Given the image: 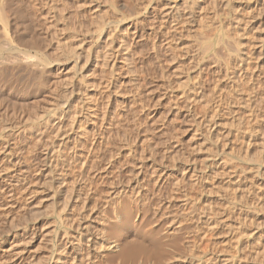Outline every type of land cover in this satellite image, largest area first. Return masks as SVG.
Listing matches in <instances>:
<instances>
[{"label": "rangeland", "instance_id": "1", "mask_svg": "<svg viewBox=\"0 0 264 264\" xmlns=\"http://www.w3.org/2000/svg\"><path fill=\"white\" fill-rule=\"evenodd\" d=\"M9 1L24 10L13 20L14 30L27 42L35 38L49 46L50 84L75 76L74 82L87 86L73 84L78 98L72 109L83 102L77 116L83 126L78 123L68 133L69 142L55 139L29 148L22 142L15 151L23 162L27 201L19 194L25 209L13 211L7 222L0 217V264H71L78 236H102L107 215L116 207H128L129 213L136 198L144 223L163 238L162 252L148 263L125 264H240L241 257L248 264H264V146L255 136L256 131L264 134V0H119L116 8L114 0ZM100 30L108 32L115 47L114 71L104 66L105 40L95 37ZM81 38L95 43L86 48L93 49L89 57L83 54L78 61L53 45L61 39L79 56ZM122 40L130 43L129 54L121 49ZM234 41L244 46L237 49ZM243 52L250 54L248 63L243 59L253 71L245 62L240 69L235 66V54ZM244 66L251 70L248 79L238 75ZM16 72L11 88L0 89V102L5 101L0 129L9 123L19 127L21 115L30 118L53 94L52 89L35 93L29 76ZM103 83L111 85V92L103 91ZM199 90V102L189 112L183 100ZM250 109L257 113L255 123H249ZM245 131L254 134L252 140ZM247 141H253L251 148ZM152 163L166 173L161 183L152 178ZM186 167L193 171L175 186ZM121 187L128 188L124 196ZM14 243L24 255L21 263L10 254ZM80 258L78 264L84 262ZM94 264L122 262L111 257Z\"/></svg>", "mask_w": 264, "mask_h": 264}, {"label": "bare ground", "instance_id": "2", "mask_svg": "<svg viewBox=\"0 0 264 264\" xmlns=\"http://www.w3.org/2000/svg\"><path fill=\"white\" fill-rule=\"evenodd\" d=\"M119 3H120L119 0L111 1V7L112 8L119 7ZM23 12H24V10H23V7H22L21 4L14 5V3L12 1L0 0V29H1L0 30L1 31V35H0V89L2 91H5V90L8 91L11 88V84H13L14 80L16 79L14 77H16L17 73H18V72H16V74H14V72L23 70L25 72V74H22V75H24V76L28 75L29 78L33 81V84H35V89L33 88V91L35 93L40 95L42 93H45V91H49L50 89H52L53 91L50 90V92L52 91L53 94L51 96L48 94V97H47L48 99L47 98H46L47 100L45 99L46 102L44 104H42L43 106L41 108L39 107L40 109L36 110L34 112V114L30 118L26 119L23 115H21L19 117L21 127H20V125L18 127V125L14 126L13 124L9 123V124H6V125L4 124V126H2V128L0 129V217L5 215V217H6L5 220L7 218L9 219V217H11L10 214L13 211H15V210L17 211L18 208L21 209V206H19V202L22 199H20L19 194H24L23 197H24V199H26V197H27L26 193L28 191V189H26L25 186H24V184L26 183V178L23 177V175H22V172L24 173L25 171H22L19 168V164H21L22 160L20 161L19 157L16 156L17 155V154H15L16 149H18V147L21 145L22 142L26 143V144H22V146L25 145L26 148H29L30 145L34 144V143H37V144L44 143L45 144V141L46 142L47 141L48 142L49 141L54 142L55 139H68V142H69L68 133L74 131L75 128H76V125L78 123H79L78 125H80L81 127L83 126L82 123L80 124L81 121L77 117L78 115L82 114L81 109H83V106H81V104L83 102L80 100L82 103L81 104L79 103L80 105L78 104L79 109H78V107L75 108V109L74 108L72 109V106L74 105V103L72 104V101H73V99L75 100V98L77 97L74 94L75 91H74V85L73 84H83V83H81L79 81L80 79L78 80V82H74L73 80H75V79H73V78L75 76H73L70 79L66 78V79L60 80V81L58 79H57L58 81L55 79L57 81V83H61V84H57L56 83V85L54 86V84H55L54 81L55 80L54 81L52 80L54 84L53 83L50 84L51 83V77H52L51 76L52 66H51V63H50L49 55L47 54V51L49 50L48 49L49 48L48 44H46L45 42H43V41H41L39 39H35V38H32V39H30L27 42L24 34L18 33L13 28V26H14L13 20H16L17 17H18V19L22 18L23 15L22 16H19V15H21ZM129 12H132V11L129 10ZM129 12H127V13H129ZM124 14H126V13L124 12ZM124 17H125V15H124ZM239 22L242 23V21H238L237 23H239ZM237 26H240V23H239V25L237 24ZM102 28L104 29L105 27H102ZM104 30H106V29H104ZM104 30H102V31L100 30L101 33L98 36H95L94 35L95 33L94 34L92 33V34H93V36H95L97 38L96 42H99V43L102 42L103 43V41L105 40L104 44H105V48L106 49H105V52L103 54L104 58L102 60L104 62V66H107L108 69H110L111 71H114V67H116V60H115L116 58H115V56H113L114 52H115L114 51L115 47L113 46V42L112 41H108L109 40L108 37H107L108 36V32H105ZM243 31H245V30H243ZM110 33H109V35H110ZM238 34L239 33H237V35ZM87 35L89 36V34H87ZM96 35H97V33H96ZM224 35H227V33L224 34ZM237 35L235 34V36H237ZM93 36H90V37L93 38ZM228 37H230V36H228ZM233 37H234V35L232 36V39L235 40ZM236 38L238 39V37H236ZM126 39H127V37H126ZM228 39L230 40V38H228ZM170 40L173 41V38L170 39ZM227 41H226V43H227ZM80 42H81V49H79L80 50L79 56H77L78 52H76L72 47L62 43L61 39H57L56 42L53 45H54V48L56 47V49L58 51H60L63 56H65V55L66 56L67 55L68 56H73V57H76V59L78 61V58L81 59L83 54L84 55L87 54L88 56L87 55L86 56L89 57L88 51L90 50V48L92 49V47L88 48V51H87L86 48H87L88 45L92 46V44H93V46H94V43H95L93 41H90V42H93L91 44L87 43L88 40H86V38H81ZM228 42H230V41H228ZM121 43H122V45L120 46L121 49H122V47H124L125 52H127L129 54V52L127 50L129 49L128 48V46H129L128 44H130V43L129 42L125 43V40H122ZM224 43H225V41H224ZM239 43L237 41V44H238L237 45V44H235V41H234V45H236V46H234V45H232V46H234L236 48H237V46H240V47H241V45L244 46L243 44L240 45ZM223 45H225V44H223ZM223 45L221 44V47L219 49H222ZM227 46L228 45H226V47ZM255 46L256 45H254V47ZM170 47H172V46H170ZM251 47H253V45ZM261 48H262V46H261ZM261 48H259L258 50H260ZM226 51H228V50L226 49ZM261 51H262V49H261ZM125 52H124V54H125ZM131 52L133 53V51H130V55H131ZM231 54L232 53H231V50H230V55ZM248 55H250V54L248 53ZM248 55L246 56L244 52H243V54L240 53L239 55L235 54V56H238V57H235V60H234V62L236 64L235 66L239 67V69H240V66H242V64L244 62L246 63V61L250 57V56L248 57ZM243 58H245L246 61ZM126 60H127V58H126ZM231 60H233V59H231ZM247 63H248V61H247ZM247 63H246V65H247V68H248L249 65H251V64L248 65ZM249 63H251L250 59H249ZM231 64H232V62H231ZM235 66H233V67H235ZM247 68L245 67L244 71L241 70L240 74H238V75L241 76L242 78L243 77L246 78L248 76V71H251V70L253 71V69L251 67H249V68H251V70H248ZM239 69H238V71H239ZM235 71H237V70H235ZM254 75L256 76V74H254ZM241 77H240V79L242 80ZM238 78L239 77H237V79ZM248 78L249 77H247V79ZM86 84H83V85H86ZM52 85L54 86V88L51 87ZM110 87H111V85L109 83L106 84L105 85L106 89H103V91L104 90L108 91L110 89ZM194 90L197 91L196 88ZM192 93H194V92H192ZM186 94L188 96V93H186ZM84 97H85V95H84ZM84 97L83 98L81 97L82 100L84 99ZM200 97H201V91L200 90H199L198 93L195 92L192 96L186 97L187 100H183L185 102L187 101L186 102L187 103L186 107L188 109L187 108L186 109L187 110L191 109V112L194 111L193 106L196 105L199 102V98ZM204 99H205V97H204ZM83 101H85V100H83ZM252 101H254V100H252ZM4 104H5V101L0 102V106H3ZM74 107H76V106H74ZM251 110L252 109H250V111H248L250 113L249 117H248L249 118V123H250V119H252L251 122L254 121V118H255L254 117V113L257 114L256 112H253L254 109L252 111ZM189 112H190V110H189ZM189 112H188V115L190 114ZM192 113H194V112H192ZM252 117H254V118H252ZM77 118H78V120H77ZM255 121H256V119H255ZM255 121H254V123H255ZM216 123L217 122H215V124ZM244 127H246V126H244ZM77 130H79L78 127H77L76 131ZM259 131H260V129H259ZM246 132L247 131H245V133ZM248 133H249V131L247 132V134ZM72 134L73 133H71V135ZM79 135H81V134H79ZM228 135H229V131H228L227 136ZM249 135H250V133H249ZM253 135H250L248 140L249 139L252 140L253 137H254ZM255 136H256V138L257 137L261 138V143H260V141H259V143H260V145L264 146V134L260 135L256 131ZM76 137H77V135H76ZM254 141L256 142V140H254ZM251 142H253V141H251ZM251 142L250 143L248 142L249 144L247 143V147L248 148L250 146H252ZM65 143H67V141ZM64 145H65L64 147H67L66 144H64ZM258 145L259 144H257V146ZM253 146H256V145L254 144ZM261 148L259 149V151L261 150ZM263 150H262V152L260 151V153H263ZM89 151H91V150H89ZM62 152H63V150H62ZM57 153H59V152H57ZM87 154H89V153H87ZM45 155H46V157H49L50 152L47 151ZM129 155H131V153H129ZM259 155H263V154H259ZM66 158H67V156H66ZM261 158H263V157L261 156ZM261 158H258V159H261ZM57 161L60 162L59 160H57ZM62 161H64V159ZM223 163L225 164V162H223ZM85 164L86 163L84 162L82 166H84ZM151 167L153 169L152 170V178L155 179L154 182L161 183L163 181V178L165 177L166 173L164 172L163 169H161V167H158L157 165H155V163H152ZM225 167H226V165H225ZM188 168L189 167H186L185 170L182 172V174L180 176H178V177L176 176V178L174 180V182H175L174 185L175 186H177V187L181 186V184L184 183V181L188 178L189 174L193 171L190 168L188 170ZM138 169H139V172L137 173V175L135 174L136 177L137 176L139 177L140 173L142 172L141 171V166H139ZM228 169H230V168H228ZM236 169H237V167L236 168L232 167L233 171L236 170ZM243 171H239V172H241V174H242ZM233 174H236V172L235 173L233 172ZM150 175H151V173H150ZM236 175H238V174H236ZM190 176L193 177V175H190ZM138 177L136 178V186H137L136 190H138L137 194L139 195L140 194V188H141V186H139V183L141 184L142 181L139 182ZM238 177H239V175H238ZM193 179H195V178H193ZM196 181H198V180H196ZM123 187H121V188L123 189ZM125 189H123V190L120 189L119 190L120 191L119 194L120 195L122 194L124 196ZM127 189H126V191H127ZM117 191H118V189H117ZM133 193H134V191H133ZM138 195H135V196H138ZM142 197H144V196H142ZM117 198L120 199L121 197L118 196ZM123 198H125V197H123ZM6 199H7V201H5ZM263 199H261V200H263ZM3 200L6 203L3 204V202H4ZM122 200L123 199H121V201ZM127 200H128V198H127ZM138 200L139 199L136 198L134 200V202H131L132 205H129V207L131 208V210H130L131 214H130V212L129 213L125 212V210L128 209V207L126 209L122 208V207H116V209H114L112 215L111 214L107 215L109 217V219H108V222L101 229L102 236L96 237L94 234L91 235L90 233H89L90 235L89 234L79 235L77 240H76L77 241V245H75V244L73 245L74 246V248H73V258L71 259L72 260L71 264H78L77 260H79V257H81L80 258L81 262L84 261L83 262L84 264H94L95 260L98 259V258H111V257L119 258L121 260L122 264H125L126 261H128V260L136 261V260H140V259H142L144 263H148V262H150V260L152 258L157 257L160 254V252H162V249H161V247H159V245L162 246L160 244V241L163 238L162 239H161V237L160 238H156L155 235H154L155 234L154 230H152V228H150L147 224L144 223V221H143V220H145L144 219V214L140 215L138 213V206H137ZM26 201H27V199H26ZM107 202L109 203L110 201L107 200ZM169 204L171 205V203L170 202L168 203V207H169ZM22 209L24 210L25 206H22ZM133 215H134V217H133ZM7 221H9V220H6V222ZM208 222L211 225V226H208V227L209 228L212 227L213 221H211L209 219ZM139 233L149 234L150 236L141 237V236H139ZM18 244L19 243H17V244L14 243L9 251H10V254L15 259L19 260V263H21L23 261V259H24L23 258L24 255H23L22 252L18 251V248L20 247V244L19 245ZM83 247L85 248V251H84L85 253L83 252ZM263 250H264V248H263ZM81 253H83V254H81ZM260 255L261 254H259V257H260ZM238 258L239 257H237L235 259H238ZM256 258H258V257H256ZM239 260H241L240 264H248L247 263L248 261L243 259V257H241V259H239ZM242 260H243L244 263L242 262ZM237 263H239V261L238 262H237V260L232 261V264H237ZM13 264H18V262H14Z\"/></svg>", "mask_w": 264, "mask_h": 264}]
</instances>
